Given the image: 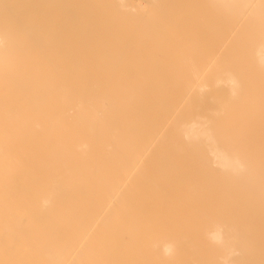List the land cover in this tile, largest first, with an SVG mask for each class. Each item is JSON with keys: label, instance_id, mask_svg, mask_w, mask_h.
<instances>
[{"label": "bare ground", "instance_id": "obj_1", "mask_svg": "<svg viewBox=\"0 0 264 264\" xmlns=\"http://www.w3.org/2000/svg\"><path fill=\"white\" fill-rule=\"evenodd\" d=\"M0 264H264V0H0Z\"/></svg>", "mask_w": 264, "mask_h": 264}]
</instances>
